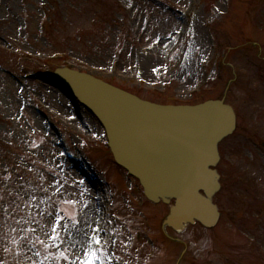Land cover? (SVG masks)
Segmentation results:
<instances>
[{
  "label": "rangeland",
  "instance_id": "1",
  "mask_svg": "<svg viewBox=\"0 0 264 264\" xmlns=\"http://www.w3.org/2000/svg\"><path fill=\"white\" fill-rule=\"evenodd\" d=\"M54 53L159 103L227 92L243 138L264 140V0H0V264H10L11 243L21 264H85L92 252L95 264H177L182 247L162 228L169 205L146 201L85 107L48 75L20 73L21 56L45 62ZM244 144L236 150L244 160L233 155L241 168L216 198L220 224L189 226L179 264H264V209L255 212L264 205V169ZM88 202L92 220L83 217Z\"/></svg>",
  "mask_w": 264,
  "mask_h": 264
},
{
  "label": "water",
  "instance_id": "2",
  "mask_svg": "<svg viewBox=\"0 0 264 264\" xmlns=\"http://www.w3.org/2000/svg\"><path fill=\"white\" fill-rule=\"evenodd\" d=\"M52 83L101 121L117 164L140 180L150 201H174L164 230L182 232L196 222L208 228L217 224L220 214L213 196L220 183L213 167L219 142L236 125L224 100L156 104L68 67L57 69Z\"/></svg>",
  "mask_w": 264,
  "mask_h": 264
},
{
  "label": "flooded vegetation",
  "instance_id": "3",
  "mask_svg": "<svg viewBox=\"0 0 264 264\" xmlns=\"http://www.w3.org/2000/svg\"><path fill=\"white\" fill-rule=\"evenodd\" d=\"M232 106L234 107L237 114V128L235 132L231 136L225 138L219 146L221 159L217 165V170L221 175L222 187L225 186V180L228 175L232 174L234 171H238V169L241 168L239 161H243L244 158L241 156L240 151L236 152V150L241 147L247 148L244 142L249 145L248 150L246 151L247 156L254 163L253 166H256L259 169H264V140L261 139L259 134L251 136L248 135L243 138L241 133L245 132L247 128H244V123L241 120V113H239L238 109L233 104ZM235 137L237 138L235 139ZM235 153H238V155ZM233 155L240 157L238 162L234 160ZM247 167L248 166L246 165L242 168V171H244L245 174H248L251 170H247ZM240 178L241 176L239 175V179ZM257 205L258 206L255 209V212L262 211V209H264L263 204L257 203Z\"/></svg>",
  "mask_w": 264,
  "mask_h": 264
},
{
  "label": "trees",
  "instance_id": "4",
  "mask_svg": "<svg viewBox=\"0 0 264 264\" xmlns=\"http://www.w3.org/2000/svg\"><path fill=\"white\" fill-rule=\"evenodd\" d=\"M47 65L52 66V68H55L61 64L55 60L50 59L47 61ZM4 156H7V155H4ZM0 181H1V183H0V194L1 195L6 194L7 189L5 188V186H3L2 179ZM21 211H22V209H21ZM6 257L9 260L10 264H21V252L19 250V247L13 243H11L10 250L5 255V258Z\"/></svg>",
  "mask_w": 264,
  "mask_h": 264
},
{
  "label": "bare ground",
  "instance_id": "5",
  "mask_svg": "<svg viewBox=\"0 0 264 264\" xmlns=\"http://www.w3.org/2000/svg\"><path fill=\"white\" fill-rule=\"evenodd\" d=\"M200 42H201V36L198 33L195 44L200 43ZM187 72L190 74V71L189 70ZM193 77H194V74H193ZM93 214H94L93 204L91 202H88L86 204V206H85V210H84V213H83V217H84L85 220H92L93 219L92 218L93 217ZM82 230H83V228H82ZM82 230L81 231L80 230H77L72 235V238L74 239V247L76 246L75 248H77V247H79L81 245V240H82V237H83Z\"/></svg>",
  "mask_w": 264,
  "mask_h": 264
},
{
  "label": "snow or ice",
  "instance_id": "6",
  "mask_svg": "<svg viewBox=\"0 0 264 264\" xmlns=\"http://www.w3.org/2000/svg\"><path fill=\"white\" fill-rule=\"evenodd\" d=\"M99 243V241H98ZM96 253L95 252H92L89 256V258L85 261V264H95L96 262Z\"/></svg>",
  "mask_w": 264,
  "mask_h": 264
}]
</instances>
